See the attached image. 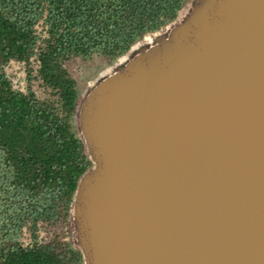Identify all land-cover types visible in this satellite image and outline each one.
Returning a JSON list of instances; mask_svg holds the SVG:
<instances>
[{
    "label": "water",
    "instance_id": "obj_1",
    "mask_svg": "<svg viewBox=\"0 0 264 264\" xmlns=\"http://www.w3.org/2000/svg\"><path fill=\"white\" fill-rule=\"evenodd\" d=\"M84 264H264V0H195L78 111Z\"/></svg>",
    "mask_w": 264,
    "mask_h": 264
},
{
    "label": "trees",
    "instance_id": "obj_2",
    "mask_svg": "<svg viewBox=\"0 0 264 264\" xmlns=\"http://www.w3.org/2000/svg\"><path fill=\"white\" fill-rule=\"evenodd\" d=\"M188 0H0V264H83L79 250L38 240L37 224L54 222L73 203L91 167L71 123L78 92L63 63L95 54L116 58L141 37L177 19ZM46 26L45 36L36 26ZM35 56L43 85L61 106L28 87L14 90L4 71ZM31 243L24 246V230Z\"/></svg>",
    "mask_w": 264,
    "mask_h": 264
},
{
    "label": "rangeland",
    "instance_id": "obj_3",
    "mask_svg": "<svg viewBox=\"0 0 264 264\" xmlns=\"http://www.w3.org/2000/svg\"><path fill=\"white\" fill-rule=\"evenodd\" d=\"M194 3L195 0H188L180 11L176 20L164 25L158 31L145 34L143 37L137 40L128 49V51L116 58H108L100 54H95L88 59H82L80 57H70L63 63V66L66 68L69 74L74 77L76 82L75 87L78 92V98L75 113L71 118V123L75 127L76 132L79 133V136L81 138L82 136L78 128V111L82 99L85 97L88 91L94 85H96V83L115 73L124 64H126L135 54L137 49L134 50V48L137 45L145 46V43L147 41H150L151 43H149V45H151L156 35L163 34L169 31L171 28H173V26L182 21L187 16ZM36 30L39 34L45 36L46 26L44 23L40 22L36 26ZM38 68L39 63L37 61V58L33 56L32 58H30L29 62L16 60L9 61L4 66V71L7 74L14 90L26 93L29 87L34 91V93L40 100L53 102L55 106L60 107L61 99L59 93L43 85L41 79L38 77ZM92 166L93 162L91 167ZM36 234L38 236V240L41 242L47 243L56 240L64 246L65 244H68L69 248L71 247L72 249L80 251L79 245L77 243L76 229L74 224L73 203L69 205L68 210L62 212L58 220L50 223L39 222L37 224ZM21 242L24 246L31 243V234L26 229L23 232Z\"/></svg>",
    "mask_w": 264,
    "mask_h": 264
},
{
    "label": "bare ground",
    "instance_id": "obj_4",
    "mask_svg": "<svg viewBox=\"0 0 264 264\" xmlns=\"http://www.w3.org/2000/svg\"><path fill=\"white\" fill-rule=\"evenodd\" d=\"M164 35H166V32L165 33H163V34H159V35H156V37L154 38V41H155V39H160V37H163ZM153 41V40H152ZM153 41V42H154ZM149 43H151L150 41H147L146 43H145V45L146 44H149ZM144 46V45H143ZM142 45H140V46H136L135 48H134V50H136V49H140L141 47H143Z\"/></svg>",
    "mask_w": 264,
    "mask_h": 264
}]
</instances>
